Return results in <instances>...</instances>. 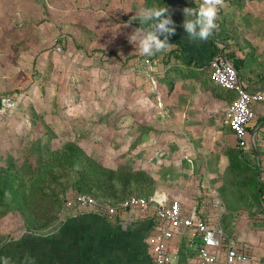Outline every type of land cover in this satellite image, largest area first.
<instances>
[{
	"label": "crops",
	"instance_id": "0c3cea01",
	"mask_svg": "<svg viewBox=\"0 0 264 264\" xmlns=\"http://www.w3.org/2000/svg\"><path fill=\"white\" fill-rule=\"evenodd\" d=\"M123 1L109 0L104 27L107 42L127 45L128 49L120 53L114 46L102 50L114 71L119 69L123 77L134 80L133 90L129 91L128 78L123 79L122 87L126 82L127 89L119 93L124 103L122 121L126 122L120 125L122 161L129 169L149 173L156 183L152 195L168 200L177 196L184 212L192 208L205 212L210 225L226 229L237 251L248 255L253 264L263 262L264 214L254 212L260 213L263 206L234 201L231 193L225 201L219 199L218 189L225 194L222 189L229 177L226 152L238 147L224 124L225 103L233 94L214 86L208 74L212 56L221 50L224 53L226 47L219 24L205 41L190 42L181 27V10L197 6L201 0H167L168 15L176 29L169 38L173 47L152 56H140L127 39L139 24L129 21L138 10L148 7V1L142 0L143 5L134 8L123 7ZM236 1L220 3L219 19L238 27L239 36L250 44L254 54L246 70H257L259 65L264 66V0ZM95 27L101 28L98 24ZM91 29L88 26L89 32ZM98 34L93 38L99 39ZM93 45L90 41L92 52L100 50ZM175 49L176 63H180V58L185 63L191 61L190 66L180 67V73L170 71L172 64L164 63V55ZM179 74H185L184 78H177ZM146 87L150 92L141 90ZM259 91L264 93V87ZM253 113L248 127L252 132H247L248 144L243 151L262 171L260 179L264 184V100L253 105ZM110 153L111 158L116 154L114 150ZM98 164L115 169V159ZM213 198L220 203L217 209L210 207ZM157 223L151 207L147 211H123L112 219L63 207L55 230L46 231L41 237L22 232L0 250V256L9 257L12 264H27V260L33 264H151L148 240ZM197 244L198 236L192 229L175 230L166 243L168 264H196ZM222 259L221 256L220 262Z\"/></svg>",
	"mask_w": 264,
	"mask_h": 264
},
{
	"label": "rangeland",
	"instance_id": "374dc122",
	"mask_svg": "<svg viewBox=\"0 0 264 264\" xmlns=\"http://www.w3.org/2000/svg\"><path fill=\"white\" fill-rule=\"evenodd\" d=\"M108 2L0 0V156L25 163L73 142L102 165L115 159L114 170L127 168L119 151L120 125L126 123L119 93L127 89L123 79L128 78L129 91L134 80L89 48L92 41L100 50L128 49L106 41ZM125 5L143 3L124 0ZM96 33L99 39L93 38ZM24 231L18 215L3 217L0 244Z\"/></svg>",
	"mask_w": 264,
	"mask_h": 264
},
{
	"label": "trees",
	"instance_id": "16d2710c",
	"mask_svg": "<svg viewBox=\"0 0 264 264\" xmlns=\"http://www.w3.org/2000/svg\"><path fill=\"white\" fill-rule=\"evenodd\" d=\"M148 7H166L167 0H147ZM226 0H221L224 2ZM240 2L237 0L236 3ZM147 7V8H148ZM217 13L215 24H219L225 49L223 56L232 68L244 89L254 93L264 87V66L257 70L247 71L246 64L254 56L250 44L239 36L238 27L233 22L219 19ZM231 42V43H230ZM232 47L236 50H232ZM95 54L102 50L93 51ZM242 54V58L239 57ZM166 65L172 64L170 71L180 73V67H188L191 61L185 63L182 58L179 66L176 63L177 50L164 55ZM171 56L174 59L171 61ZM167 71V77L169 76ZM179 74L177 78H184ZM173 81V80H172ZM171 81V83H172ZM220 88V87H219ZM227 98L225 107L228 108L236 97ZM225 121V118H224ZM261 122V121H260ZM249 127V126H248ZM247 127L250 134L252 129ZM229 130V129H228ZM235 138L233 133L229 130ZM228 157V180L224 184V193L219 191V199L225 201L231 193L234 201L252 202L264 214V184L260 179L262 171L248 158L243 149L235 147L226 152ZM2 156V155H1ZM0 156V221L3 217L15 214L23 221L24 233L41 237L45 231H53L67 196L86 195L99 203L117 205L130 197L148 198L155 192L156 183L146 171H134L119 165L111 170L99 165L73 142L64 143L59 149L45 156L31 158L22 163L7 155ZM122 166V167H121ZM69 198V197H68ZM232 200V201H233ZM225 240L231 236L222 227ZM11 240V239H10ZM10 243L0 244V250Z\"/></svg>",
	"mask_w": 264,
	"mask_h": 264
},
{
	"label": "built area",
	"instance_id": "2783aa9c",
	"mask_svg": "<svg viewBox=\"0 0 264 264\" xmlns=\"http://www.w3.org/2000/svg\"><path fill=\"white\" fill-rule=\"evenodd\" d=\"M209 80L214 86L236 94L235 99L226 109L224 124L235 136L237 146L241 149L245 148L248 144L247 127L254 118L253 105L264 100L263 91L246 92L236 71L228 61L222 59L220 53L213 55L209 61ZM219 206L220 203L216 198L210 200L212 209H217ZM63 207L104 215L109 219L123 211H147L150 207L153 208L158 223L154 234L148 240L151 264L169 263L166 243L173 238L174 231L180 228L192 229L198 236L196 264H253L248 255L233 247L230 239L225 240L224 232L219 225L209 224V216L205 212L196 208L184 212L177 196L171 197L170 200L157 195L148 198L130 197L117 205H108L78 194L67 199ZM221 256L222 262H220ZM256 264H264V261Z\"/></svg>",
	"mask_w": 264,
	"mask_h": 264
},
{
	"label": "clouds",
	"instance_id": "9594fccd",
	"mask_svg": "<svg viewBox=\"0 0 264 264\" xmlns=\"http://www.w3.org/2000/svg\"><path fill=\"white\" fill-rule=\"evenodd\" d=\"M220 3L221 0H201L197 6L181 10L184 16L181 27L190 42L205 41L209 37L216 26ZM132 21H138L139 27L132 29L127 39L138 55L152 56L173 47L169 38L175 33V23L166 7L142 8L132 16L129 23ZM0 264H12V261L9 257L0 256ZM27 264L33 262L27 260Z\"/></svg>",
	"mask_w": 264,
	"mask_h": 264
},
{
	"label": "water",
	"instance_id": "95a60500",
	"mask_svg": "<svg viewBox=\"0 0 264 264\" xmlns=\"http://www.w3.org/2000/svg\"><path fill=\"white\" fill-rule=\"evenodd\" d=\"M220 55L224 61H226L225 57L223 56V50L220 51Z\"/></svg>",
	"mask_w": 264,
	"mask_h": 264
}]
</instances>
